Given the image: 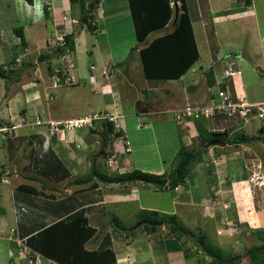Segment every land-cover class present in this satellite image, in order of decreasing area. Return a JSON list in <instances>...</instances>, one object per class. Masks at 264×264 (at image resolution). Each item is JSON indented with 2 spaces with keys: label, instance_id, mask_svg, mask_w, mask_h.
<instances>
[{
  "label": "crops",
  "instance_id": "obj_1",
  "mask_svg": "<svg viewBox=\"0 0 264 264\" xmlns=\"http://www.w3.org/2000/svg\"><path fill=\"white\" fill-rule=\"evenodd\" d=\"M103 1L101 0L100 6ZM38 4L42 6V10H44V5L49 6L48 19L44 17L45 11L42 13L40 10L37 11ZM72 6L71 0H33V4L26 0H20L18 5H15L17 16L12 19L19 25H15L13 30L21 25L24 28L26 41L25 44H22L23 51L29 50L31 47L34 40L32 27H34L33 24H39L38 19H42L41 22L44 19L51 22L58 35L73 33L75 49L65 59L52 56L44 60L47 61L44 68L43 61L39 60L41 52L36 58L33 54L24 58L27 61L22 63L21 61L16 62L17 57L21 56L20 53H15L9 62L7 57H3L5 62L1 61L0 65L15 71L13 75H10L12 79L10 85L14 84V87L7 88L5 83L6 92L0 100V124L14 122L21 116H26L29 123L34 122L36 115L44 120L53 121L80 117L81 114L64 116L60 107L58 109L59 105L53 104L56 102V94L51 89L62 88L52 86L53 76L57 68L65 69L67 74L75 80L73 89L82 87L81 80L84 79L85 83L93 86L94 93L106 97L105 106L90 113L110 111L118 116L117 124L122 130L123 137L117 138L112 143L113 151L119 157L118 162L114 163L115 171L122 174L129 170L139 169L156 175L168 172L170 163L181 146L179 123L174 119L173 112L185 103L187 96L193 98L194 95H197V81L191 82V78L197 70L196 65L179 80L170 81L178 86L176 87L178 95L180 93L183 95L181 104H171L170 102L162 108L161 106L156 107L154 102L148 101L146 107H139L138 102L141 100H137L138 114H141L144 126L146 125L145 127L152 132L143 135L135 134L134 130H130L128 121L139 120L140 117L136 118V113H125V105L122 100L120 101L121 97H118L119 90L117 89L115 92L114 84L110 83V79L114 76L112 75L113 68L117 70L115 65L128 56L131 47L137 44L140 47L143 46V43L137 42L133 21L131 31L135 38L128 42L126 32H128L129 25L126 21H122L126 16H123L115 8V4L109 6V11L104 10V13L102 11L99 13L97 9L92 21L95 25L92 32L103 35L106 38V43L98 39L96 43H92V49H87V45H85V56L78 58L76 55L78 53L77 35L79 34L81 37L80 30L82 31L85 27L86 31L88 27L80 21V13L74 17L71 15ZM10 7L8 5L7 9ZM73 9H75L74 6ZM212 12L208 17L213 19L214 23L219 24L220 22L233 21L236 17L244 20L251 17L254 9L252 5L245 6L243 10L236 9V7H219ZM108 13L115 15L116 18L109 17ZM201 21L203 20L200 19L197 22ZM168 27L152 33H159L157 35L150 34L149 41L168 32ZM4 34L5 31L0 27V42L3 41ZM49 41L50 39H47L46 43L48 44ZM48 45L50 46V44ZM34 46L35 50L41 48L38 43ZM262 46L264 47L263 43ZM53 50V47L47 49L48 52ZM247 52L249 53V50L245 49V51L240 50L221 57L223 63L218 65L216 80L220 79L227 63L234 62L240 56L242 58L251 57ZM0 53V57L4 56L1 51ZM87 53L92 56L97 55L100 60L90 64L95 66L94 70L88 64H86V69L83 68L85 66L82 65V62L86 60ZM261 55L263 58L264 51H261ZM133 58L140 61L138 51ZM262 58L260 60L264 64ZM61 62L66 66H61ZM197 64L198 67L203 68L200 60ZM139 65L141 73L136 76L139 80L150 83L144 76L141 61ZM128 66L124 67L127 74H129ZM29 71L32 72L30 79L23 81L22 78ZM130 75L133 77L135 73L131 72ZM131 80L135 82L132 78ZM241 80L245 81L243 75L234 81L235 87L239 94L246 95L247 87ZM126 81L129 83V78ZM130 84L134 85L131 81ZM188 84L195 87L192 92H185ZM206 93V98L203 101L195 102H208L211 97L210 88H207ZM108 95L110 96L108 97ZM90 99L92 100V98ZM261 100H264V97L253 98L251 101ZM155 117L156 121L150 119ZM172 118L176 123L172 121ZM216 118H219L216 121L217 128H212V130L229 129L234 132L249 129L246 128L248 122L242 123L238 119L227 116H221L224 118L223 120L220 119V116ZM138 124L136 129H141L143 126L138 127ZM184 125L185 133L187 132V135L190 134V137L194 138L196 136L193 133L195 126L190 123H184ZM44 130V126H27L21 128L11 137L0 139V264H15L16 260L29 264V258L36 254L41 256L43 261L63 264L42 253L40 247H42L44 231L60 221L69 222L73 219L82 221L83 218L87 219L88 226L95 229L94 234L85 239L83 247L89 251H97V255L98 252L106 249L111 251V254L104 253L100 257V264L105 263L112 256L115 258L110 264H202L207 261V256L198 249L193 240H188L183 244L170 234L164 224L154 231L139 230L140 226L138 229H130V231L113 229L112 214L117 215L120 219L132 218L134 220L133 217L138 210L139 212L156 210L175 214L186 227L192 231L201 230L207 234L210 241L223 249H237L242 245V240L254 245L256 238L259 237L258 233H264V156L259 154L258 158L255 152L257 150L255 147H262L263 143L260 141H256L258 143L255 144L228 146L214 143V150H209L211 167L203 168L202 164H197L188 181L180 187L181 191L177 192V190L167 187L157 188L154 184L142 180L124 184L98 182L92 187H90L92 183L89 185H68L73 176V169L70 167L72 161L69 160H74V158L70 156L66 145L75 141L80 143L81 138L77 140L80 131L57 133L47 146L41 134ZM81 134L82 136L79 137H84L86 130L80 132ZM150 135L157 145L162 144L164 147L163 152L160 150L156 152L157 161L153 162L142 157L144 156L142 148ZM190 137L186 136L189 140L185 144H190ZM24 146H28L26 150ZM126 147H128V151L125 153ZM61 149L63 150L61 151ZM213 154L216 155V158L212 157ZM64 156L69 159L65 160ZM252 161L260 162L255 169H250L249 165ZM239 163L240 166H238ZM247 171L250 172L249 178L241 177L243 172ZM63 175L66 178L61 179ZM31 187L39 192H32ZM169 190H173L174 193L167 194L170 192ZM87 229L89 230L88 227ZM138 231H141L142 234ZM77 238L81 240L83 237L77 233Z\"/></svg>",
  "mask_w": 264,
  "mask_h": 264
},
{
  "label": "rangeland",
  "instance_id": "obj_2",
  "mask_svg": "<svg viewBox=\"0 0 264 264\" xmlns=\"http://www.w3.org/2000/svg\"><path fill=\"white\" fill-rule=\"evenodd\" d=\"M19 1L20 0H0V27L2 28L3 31H5V34L3 36V41L0 42V51L4 55L0 57V62L1 61L5 62L4 60L5 57H7V60L9 62V60L12 59V57H14L15 53L21 54V56H18L16 59V62L21 61V63L24 61H27V60H24V58L32 54L36 58L40 54V52L41 54L48 53L47 51L48 47L50 48L53 43L55 44L54 40L58 36V32L56 31V28L52 25L51 22L45 21V19H48V17L44 16L45 19L43 22H41L42 19H38L39 24H33L34 27L32 28H33V33H34V40L32 41L31 47L29 48V50L23 51V45L20 41V38L13 31V27L15 25H19V24L14 23L13 21L14 16H17V13H15V5L16 4L18 5ZM75 1L76 2L71 3L75 7V9H73V6H72V9H71V15L73 17L78 16V14L80 13L79 12V0H75ZM196 1L198 4L199 13L200 12L202 13V15L201 13L200 15L203 21L201 22L195 21L194 30H195L196 41H197L198 48L200 51V61H201V65L203 68L201 69L200 67H198V64H196L197 70L192 76L191 82L197 81L196 84L198 86V89H197L198 92L196 96L194 95L193 98L190 97V99L192 101H198V100L203 101L206 98V94H207L206 92H207L208 86L206 83V77L204 75L205 71L203 70H208L212 67L215 70V72H218V65L220 63H223L221 57H225L227 55H230L231 53H235L240 50L245 51V49L249 50V53L247 52V54H249L248 56L251 55V57L242 58L240 56L237 60L234 61L237 69L240 71V73L235 75L234 80H236L238 77H241L243 75L244 80H245L244 82L247 87V91H245V93L249 100H252L253 98L257 99L259 97L260 98L264 97V64L260 60V58H262L261 51H264V47L262 46V43L264 45V0H252V7L254 9V12L251 13V17H248L244 20L236 17L235 19H233V21L220 22L219 24L214 23V20L213 19L211 20L210 17H208V15H211L213 13L212 11H215L219 7H224V8L225 7L226 8L236 7V9L243 10V8L245 7L244 3L243 2L238 3L236 0H196ZM114 4H115V8H117V10L121 12L123 16L124 15L126 16L125 20L123 19L122 21H126L129 25L128 32H126V40L130 42L135 37H134L133 31H131L132 19L130 15V8L128 5L129 4L128 0H104L101 6L98 8V12L100 13L102 11V13H104V10L109 11L108 10V8H110L109 6H113ZM238 4L239 6H237ZM8 5H10L11 7L7 9ZM11 9H12V12H11ZM38 10H40L41 13L44 12V10H42L41 5L38 6L37 11ZM221 14H223V12H221ZM108 15L109 17L116 18L115 15L111 13H108ZM84 25L86 26L87 24H84ZM170 27L171 25L168 27V29H170ZM80 32L82 33L81 37L79 36V34L77 35L78 53H76V55L78 56V58L85 56V50H86L85 45H87V49H92L93 48L92 43H96L98 39L106 43V38H104L103 35H100V33L96 34V33H93L92 31L90 32L89 29H86L85 31V27L84 29H82V31L80 30ZM157 34L159 33L152 34V36L157 35ZM47 39H50V41H52V43H50V41L48 43L50 44V46L46 43ZM36 43H38V45L41 47L40 50H35L34 45H36ZM0 56H1V53H0ZM98 59L99 58L97 55L92 56L90 53H87L86 60L82 62V65L85 66L83 68L86 69V64L90 65L93 61L99 62L100 60ZM132 59L133 60H131L128 64L129 74L125 73L124 67L119 68L115 66L117 70H115L112 67L114 70L112 75L114 76H112V78L110 79V83L112 82V85L114 84L113 90L115 92H117V89L119 90V92H117L118 97L119 98L121 97L120 101L122 100L125 105L124 109H125L126 114H130L132 112V113H136L135 115L136 118H138L137 116L139 117L141 116V114H138L139 112L137 111V100L138 99L141 100L138 102L139 107L140 106L146 107L148 101L154 102L156 107L161 106L162 108L163 106H166V104L170 102L171 104L172 103L181 104L183 100V95L182 93L178 95V91L176 89V87L178 86L174 85V83L172 82L146 83L144 82V80H139L136 74L138 75L139 73H141V69L139 67L140 61L139 59H136V60L135 58H132ZM262 61H264V57L262 58ZM46 62L47 61H43V64H42L43 68L46 66ZM60 64L61 66H66L65 63L63 62H61ZM131 72H134L135 76L132 75L133 77H130ZM11 75H13V73ZM31 75H32V72L29 71L27 74H25L22 80L25 81L26 79L27 80L30 79ZM128 78H129V83L128 81H126ZM131 78L135 82H133ZM11 80H12L11 77L7 80H5L4 78H0V100H2L1 97L6 92L5 83L7 85V88L14 87V84L10 85ZM130 81L134 85H131ZM85 82L86 80L84 79L81 80L82 87H78L76 89H73L72 86L67 85V84L62 86V88H60V86H57V88H60V89H51V91H53L54 94H56V102L53 104L59 105L58 109L60 107L61 111H63L62 114L64 116L65 115L67 116L77 115L78 116L80 114H81L80 116H82L84 114L90 113L91 111H96L105 106L106 97L104 95L94 93L92 90L93 86ZM172 89H176V90L173 91ZM145 90H147L148 94L145 93ZM168 91H170V93H168ZM109 96L110 95H108V97ZM90 98H92V100ZM185 104L186 103H184L182 106H184ZM62 106L63 108H61ZM182 106L180 108H182ZM180 108H178V110ZM216 117H219V116H214V117H210L207 119H203L202 122L204 123L207 129L212 130V128L213 129L217 128L216 121L219 118H216ZM150 119L153 121H156V117L150 118ZM220 119L223 120L224 118H221L220 116ZM172 121L176 123V121L173 118H172ZM192 121H193L192 118L190 117L187 118V123L192 124ZM138 123H141V127L143 126L141 129H136V125ZM98 124L99 123H97L96 128L101 129V127L98 126ZM128 124L130 125L129 126L130 130H134L135 134L143 135V134H149L152 132L149 128L145 127L146 125L144 126V122H142L141 117L139 120H129ZM261 125H262V122L257 119H254V121L252 120L248 121V125L246 126V128L247 129L249 128V129L246 131L256 132V129L261 127ZM184 126H185L184 124H180V123L178 124V130L181 134V137H180L181 144L187 143V141L189 140L188 138H186V136L189 135L190 137V134L187 135L186 134L187 132L185 133ZM83 130H86L85 136L79 137V136H82V134L80 135V132H82ZM75 131H78V130H75ZM79 131L80 132L77 136V140L81 138L80 140L82 141L80 143H78V141H75V142L69 143V145H66V148L68 152L70 153V156L74 158V160H69V161H72L70 164L71 165L70 167L73 169V176L71 177V180H69V183L73 182L78 177L86 176V174L91 169L92 160L96 156H97L96 164L100 171H103L104 173H107L109 175L119 174L115 171L116 169H115L114 164L111 167L108 166L107 164L108 158H110L111 155L114 153L113 145L111 144L106 147L105 152L108 153L107 156H103L100 154L98 155V152L100 150L101 143H102L99 131L97 130L96 132H92L88 129V127L79 129ZM243 131L244 130H240L238 131V133H241ZM193 133L196 134V136L194 138L190 137L191 142L190 144H188V146L194 147V148L202 147L203 145H200V139L197 137L198 132L196 128L193 129ZM4 138L5 137L2 135V133H0V139L4 140ZM114 140H117V138H115ZM255 143H258V142H253V144ZM63 145H65V143H63ZM219 145L222 146V144H219ZM47 146H49V144H47ZM27 147L28 146H24L25 150L27 149ZM205 147H207V151L204 153L203 161L196 163L193 166V169L197 164H200V165L202 164L203 168L211 167L212 164L209 161L211 159L209 150L210 149L214 150V145L209 144V145H205ZM255 148L257 149L255 150L257 154L256 157L259 158L260 157L259 154H262L264 156V144H262L261 148L259 146ZM142 149H143L142 151L144 154V156L142 157H144L145 160L149 159L150 162L157 161L156 152L158 150L162 152L164 151V147L162 146V144L157 145L156 141L154 142V138L153 137L151 138V135L148 136L145 146ZM62 150L63 149H61V151ZM252 154L255 156L253 152ZM212 157L216 158V155L213 154ZM66 159H69V158L65 157V160ZM118 159L119 157H117V161L115 163L118 162ZM137 160L140 161L139 159ZM259 163L260 162L256 163V161L250 162V165H249L250 169H255V167H257ZM238 166H240V163ZM171 169H172V163H170L169 171ZM131 171L133 170H129L128 172H131ZM168 172H164V173H168ZM163 174H160V175H163ZM249 175H250V172L247 171V172H243L241 177L248 179ZM188 178H186L187 181H188ZM155 187H158V186H155ZM180 187L178 186V188H176L177 192L181 191ZM167 188L169 189V187ZM170 193L172 195L174 193L173 190H171L167 194L170 195ZM114 216L118 217L117 215L112 214V221H113ZM133 218L134 220L132 218L131 219H126V218L120 219L119 218L120 219L119 223L122 227H125L124 229H127L126 231H130L128 228H131L132 226L135 227L136 224H138V222L141 221L140 219L141 211L139 212L138 210V212L135 213ZM159 221H163V220H159ZM136 229H138V227L135 228V230ZM141 229H144V227L142 226L139 230ZM193 232L200 234L201 230L195 229L193 230ZM138 233H141V231H138ZM260 242L261 240L259 238H256L254 243L258 244ZM241 243L242 245L238 247L237 249H230V248L223 249L224 255L229 258V256L231 255L242 254L247 250V248L252 246L249 242H245L243 240ZM210 259L211 258L207 256L206 262H208ZM15 264H26V262L25 261L21 262L19 260H16ZM242 264H246V261H243Z\"/></svg>",
  "mask_w": 264,
  "mask_h": 264
},
{
  "label": "trees",
  "instance_id": "obj_3",
  "mask_svg": "<svg viewBox=\"0 0 264 264\" xmlns=\"http://www.w3.org/2000/svg\"><path fill=\"white\" fill-rule=\"evenodd\" d=\"M30 4H33V0H27ZM76 2L71 0V3ZM238 3L243 2L245 6H251L252 0H238ZM101 0H79L80 21L87 24L88 29L93 31L95 25L93 19L96 10L99 8ZM131 18L133 21L135 35L138 43H143L140 47L138 44L131 47L128 56L121 62H118L116 67H125L132 60L134 54L138 51L140 61L143 68V73L147 81L150 83L170 82L179 80L185 75L194 65L200 60V51L195 37L194 23L201 19L198 4L196 0H128ZM45 16L49 18L50 10L48 5H44ZM178 11V12H177ZM177 13V14H176ZM168 32L156 36L149 41V36L153 32L165 29L170 26ZM24 28L22 26L14 28L20 39L21 43L25 44ZM66 46L65 48L56 47L52 52L42 53L39 56L40 61H44L53 56V58H59L66 53H70L75 49L74 34L65 35ZM202 67V66H201ZM15 70L12 68H6L0 65V77L5 80L9 79L11 73ZM204 75L206 77V83L208 88L212 87L216 83V72L213 68L205 70ZM7 87V85H6ZM194 86L188 84L185 92H192ZM148 94L147 90L145 91ZM211 97L214 96L211 92ZM210 97V98H211ZM186 102V101H185ZM195 102V101H193ZM174 119L180 123H187L186 117L179 119L177 117L178 109L173 112ZM203 119H193L192 124L195 126L200 139L199 148L189 147L187 144L182 143L180 148L175 154L172 160V169L168 173L163 175H155L150 172H145L139 169H134L131 172L109 175L100 171L96 164V157L93 158L91 169L86 176L76 178L68 185H89L92 186L99 183H127L131 181H137L138 178L144 179H167L168 182L165 185H155L160 188L169 187L171 189L176 188L180 184L186 182V178L190 177L193 166L203 161L204 153L207 151L205 145H214V143L220 141L228 145H240L249 144L256 141H260L264 144V124L256 129V132H248L244 130L238 133L240 130L231 132L229 129L223 131L209 130L202 122ZM257 119V118H254ZM252 119V121H254ZM260 120V119H257ZM245 123L243 120H239ZM251 121V120H250ZM101 129L96 128V125ZM189 124V123H187ZM90 131H99L101 136V147L98 155L107 156L105 152L106 147L113 143L115 138L121 137L122 130H117L114 122L112 121H99L95 122L93 126L89 128ZM66 178L65 175L61 179ZM33 179V178H32ZM36 179V178H34ZM41 181L40 179H36ZM97 181V182H95ZM157 187V188H158ZM32 188V187H31ZM30 190L33 192H39L35 189ZM116 219V220H115ZM141 220L150 219L152 221L163 220L164 224L168 228L170 234L183 244L189 240L197 245L198 249L202 250L204 254L211 259L203 264H242L246 261V264H264V233L260 232L257 236L261 240L260 243L254 244L247 248L242 254L231 255L226 257L223 252V248L217 244H214L209 240L208 236L204 232L197 234L188 227H186L175 214H168L159 212L156 210H142ZM119 218L114 216L112 224L114 230H127L124 229L119 223ZM144 229L149 231L157 230L160 226L143 224ZM140 226V227H142ZM89 228V230L87 229ZM128 228V227H127ZM130 229H135L132 226ZM95 229L87 225V219H73L72 221L65 222L60 221L53 227H49L44 231L42 237L40 249L46 256L54 258L63 264H100V257L105 254H111L109 249L101 252L86 250L84 241L87 237L94 234ZM81 234L83 238L76 239V235ZM56 234V235H55ZM83 234V235H82ZM54 236V237H53ZM56 237V238H55ZM68 243V245H66ZM99 256V257H97ZM114 256L107 260L103 264H110L114 261ZM37 264H51L47 260Z\"/></svg>",
  "mask_w": 264,
  "mask_h": 264
},
{
  "label": "built area",
  "instance_id": "obj_4",
  "mask_svg": "<svg viewBox=\"0 0 264 264\" xmlns=\"http://www.w3.org/2000/svg\"><path fill=\"white\" fill-rule=\"evenodd\" d=\"M94 24V22H93ZM51 47H61L65 48L66 40L65 35H58L54 40ZM52 43V41H50ZM91 69H95L94 65L90 66ZM240 71L236 68L235 63H230L224 70L222 78L217 81V83L210 88L214 96L210 98L208 102L204 103H194L187 96L186 104L178 110L177 117L182 119L186 117L197 119V118H210L214 116H227L238 120H243L248 122L254 118L260 119L262 124H264V100L261 101H251L243 93L239 94L237 89H234L230 85V79L233 78ZM73 83L72 77L67 74L65 69L57 68L53 76V86L61 85H71ZM112 121L120 130L117 124L118 116L112 112L100 111L89 113L84 116L68 118L59 121L53 120H43L41 117L36 116L34 120L35 125L46 126V129L42 131V136L44 137V143L50 144L52 138L57 133H65L70 131L79 130L85 127H91L95 122L99 121ZM29 125L26 117H22L19 120L11 124H3L0 126V133L6 138L13 136L20 128ZM141 127V124H138ZM128 151V147L125 148L124 152ZM118 155L113 153L107 160L108 166H112L117 161ZM180 187V186H179ZM178 188V187H176ZM29 264H37L42 262V258L39 255H34L28 260ZM55 264L53 262H49Z\"/></svg>",
  "mask_w": 264,
  "mask_h": 264
},
{
  "label": "water",
  "instance_id": "obj_5",
  "mask_svg": "<svg viewBox=\"0 0 264 264\" xmlns=\"http://www.w3.org/2000/svg\"><path fill=\"white\" fill-rule=\"evenodd\" d=\"M177 12H178V11H177ZM176 14H177V13H176ZM217 143H218V144L225 145L224 142H220V141H218ZM138 180H142V181L148 182V183H150V184L160 185V186H162V185H164V184H166V183L168 182L167 179H164V180H157V179H144V178H138ZM145 223L158 226V225H163V224H164V221H152V220H150V219H142L140 222H138V224H136L135 227H139V226H141V225H143V224H145Z\"/></svg>",
  "mask_w": 264,
  "mask_h": 264
},
{
  "label": "clouds",
  "instance_id": "obj_6",
  "mask_svg": "<svg viewBox=\"0 0 264 264\" xmlns=\"http://www.w3.org/2000/svg\"><path fill=\"white\" fill-rule=\"evenodd\" d=\"M66 35V34H65ZM55 49V48H54ZM71 53V52H70ZM69 53H66V55H62L61 57H59V58H62V59H65V57H67V55H68ZM230 63H232V62H229V63H227L226 65H225V68L230 64ZM235 63V62H234ZM235 66H236V64H235ZM5 67V66H4ZM212 68V67H211ZM225 68H224V70H225ZM237 68V67H236ZM92 70H94V69H92ZM224 70H223V72H222V74H221V76H220V79L222 78V75L224 74ZM237 75V74H236ZM234 78H235V76L232 78L231 77V79H230V85H231V87L234 89V87H235V83H234ZM73 79V78H72ZM220 79H218V80H220ZM218 80H216V83H217V81ZM215 83V84H216ZM73 84H75V80H73V83L70 85V86H73ZM52 86H53V81H52ZM62 86H64V85H61L60 87H62ZM213 87V86H212ZM57 88V87H56ZM211 88V87H210ZM236 88V87H235ZM190 97V96H189ZM191 100V99H190ZM192 101V100H191ZM193 102V101H192ZM186 103V102H185ZM195 103V102H194ZM197 103V102H196ZM109 112V111H108ZM36 116H38V115H36ZM35 116V117H36ZM22 117H26V116H21L20 118H22ZM40 117V116H39ZM27 118V117H26ZM34 120H35V118H34ZM44 120V119H43ZM47 121V120H46ZM15 122V121H14ZM28 122V121H27ZM6 124H11V123H13V122H10V123H7V122H5ZM5 123H3V124H5ZM29 123V122H28ZM3 124H0V126L1 125H3ZM42 126V125H35L34 123H29V125H26V126H24V127H27V126ZM45 127V129H46V126H44ZM23 128V127H22ZM90 127H88V129H89ZM117 128V127H116ZM21 129V128H20ZM19 129V130H20ZM18 130V131H19ZM118 130V129H117ZM120 130H121V128H120ZM17 131V132H18ZM16 132V133H17ZM9 137H11V136H9ZM121 137H123V136H121ZM6 138H8V137H6ZM52 142V141H51ZM187 181V180H186ZM183 184H180L179 186H182ZM178 187V186H177ZM175 190H176V188H174Z\"/></svg>",
  "mask_w": 264,
  "mask_h": 264
}]
</instances>
